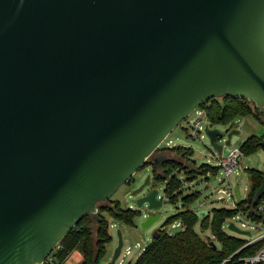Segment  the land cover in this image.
Here are the masks:
<instances>
[{
    "label": "water",
    "instance_id": "95a60500",
    "mask_svg": "<svg viewBox=\"0 0 264 264\" xmlns=\"http://www.w3.org/2000/svg\"><path fill=\"white\" fill-rule=\"evenodd\" d=\"M225 95L264 111V0H0V264H43L83 216L94 226L100 202L159 168L170 132ZM204 132L220 155L217 137L238 130ZM263 194L264 174L250 208Z\"/></svg>",
    "mask_w": 264,
    "mask_h": 264
},
{
    "label": "trees",
    "instance_id": "16d2710c",
    "mask_svg": "<svg viewBox=\"0 0 264 264\" xmlns=\"http://www.w3.org/2000/svg\"><path fill=\"white\" fill-rule=\"evenodd\" d=\"M199 108L205 111L210 125L228 124L234 118L245 115L254 116L264 125V111L257 110L254 103L246 99L231 98L226 95L213 96L202 102ZM262 139L264 135L248 136L240 146L243 154L262 148L260 144ZM157 150L166 153L170 159L158 169L152 166L151 178L157 182H164L165 197L174 203L180 199L182 209L166 219L165 225L171 227L158 229L157 237L152 236L150 243L144 246L133 264H242L241 258L254 255L264 244V239L249 244L248 239L228 234L223 225L226 219H232L246 211L253 219L261 220L260 214L249 205L261 183L264 171L249 170L251 186L246 199L236 200L231 208H213L207 211L206 215L201 214L202 218L199 219L200 216L195 215L196 210L190 208L199 193L186 192L183 186L195 175L206 174L210 167L205 164L196 167L191 149L184 146H162ZM133 178L134 176L126 184L130 185ZM104 213L111 219L127 225H132L140 215L137 209L121 207L118 200L110 198L100 202V218L94 226L89 216L85 215L60 241L59 248L53 253L57 263L63 264L69 252L78 248L82 255L81 264H102L106 245L112 239L109 232L110 223ZM199 220L201 229H209L212 238H204L196 232L194 226ZM175 223H179L181 230L171 233L169 230ZM211 242H214L215 246Z\"/></svg>",
    "mask_w": 264,
    "mask_h": 264
},
{
    "label": "rangeland",
    "instance_id": "374dc122",
    "mask_svg": "<svg viewBox=\"0 0 264 264\" xmlns=\"http://www.w3.org/2000/svg\"><path fill=\"white\" fill-rule=\"evenodd\" d=\"M201 108H197L186 119H183L162 142L161 146L173 147L184 146L190 148L195 161L196 167H200L203 164L210 167L209 171L202 175H195L190 181L184 183L186 192L196 191L199 196L191 203L190 208L196 211H211L213 208L226 207L231 208L236 201L235 187L238 188L240 199H246L250 186L251 178L249 174L250 169L264 171V148H257L253 151L243 154L239 158V164L236 170L230 174L228 180L233 189L234 197H227L224 195L223 200H219L218 197L222 195L218 192L219 188H226L224 182L221 180L223 177V170L220 167V158L225 157L232 147H240L248 136L264 135V125L261 124L254 116L245 115L234 118L228 124H213L206 119L205 115H199ZM201 119V134L202 138L195 137L193 135V122L197 119ZM209 126L211 128L219 129L225 133L230 130H238V133L233 134L230 139V144H225V137H219L216 141L221 144L222 153L219 155L214 150L209 142L208 137L204 132V127ZM218 168L213 170L211 168ZM153 167L150 164H146L140 168L133 176V181L130 185L123 184L112 196L111 199L118 200L119 204L123 208L139 209L136 204L138 196L143 194L147 189L155 188L158 190L157 198L161 200V204L152 210H140V215L136 217L132 225H127L115 221L108 217L106 213L104 216L109 220L110 228L109 232L112 237L111 241L106 245V254L102 260V264H107L111 259L114 248L118 242L117 231L119 230L122 236V254L118 259L123 260V264H133L137 256L141 252V247L150 243L154 232L158 229H169L170 225H165L167 218L173 216L179 210L182 209L181 200L178 199L175 203L167 199L164 195L165 183L157 182L150 178V184L146 185L141 193L135 196L131 195V191L139 186L148 174H152ZM183 175H180L182 179ZM145 208V207H144ZM158 214L159 218L153 222L147 228H142L141 223L145 220L148 214ZM146 214V216H144ZM248 211L244 215L240 214L233 219H226L224 222V230L231 235L242 237L248 240H252L264 233V221H257V226L251 228L252 225L248 218ZM264 215V214H263ZM200 216L199 219H201ZM229 223H233L236 227L244 231H250V235H240L228 228ZM244 223V226L241 224ZM194 229L204 238H212L211 231L209 229L202 230L200 227V220L195 224ZM138 244V245H137ZM130 248V252L126 254V248ZM82 255L78 248H74L69 252L68 256L64 260L63 264H81ZM119 261V260H117Z\"/></svg>",
    "mask_w": 264,
    "mask_h": 264
},
{
    "label": "built area",
    "instance_id": "2783aa9c",
    "mask_svg": "<svg viewBox=\"0 0 264 264\" xmlns=\"http://www.w3.org/2000/svg\"><path fill=\"white\" fill-rule=\"evenodd\" d=\"M200 113L205 115V111L203 109H201V111H199V115H201ZM205 117H206V115H205ZM200 123H201V119L197 118L192 124L193 125V135L195 137H198V138L203 137V134H201ZM242 155H243V151L241 150V148L234 146V147H232V149L228 152V154L225 157L220 158V161H219L220 164L219 165H220L221 169L223 170V177L221 180L224 182L226 188H219L218 192L222 194L218 197L219 200H223L224 195H226L228 198L234 197V192H233L232 187L229 184L228 178H229L230 174L236 170V168L239 164V158H241ZM234 205H235V201H234ZM251 209H255V212L260 214L262 221H264V215H263L264 214V194L258 199V201L254 205V207ZM239 215L240 214H237L234 217L236 218ZM242 215H244V213H242ZM248 218H249L250 223L252 224L250 226L251 228H254L255 226H257V220L253 219L250 215H248ZM178 225H179V223H178ZM241 225L244 226V223H242ZM176 226H177L176 223L172 225V227H176ZM262 239H264V233L262 235L256 237V238L252 239V240H249V244H251L255 241L262 240ZM58 248H59V244L49 253V255L45 258L43 264H45V263L59 264L55 261L54 255H53V253ZM143 248L144 247H141L142 250H143ZM129 252H130V248L128 247V248H126V254H128ZM121 254H122V247H121L120 253H119L118 257L116 258L114 264H123V260L118 259L121 256ZM117 260H119V261H117ZM241 261H242V264H257V263H263L264 264V244L254 255L249 256V257H243V258H241Z\"/></svg>",
    "mask_w": 264,
    "mask_h": 264
},
{
    "label": "flooded vegetation",
    "instance_id": "af4514ba",
    "mask_svg": "<svg viewBox=\"0 0 264 264\" xmlns=\"http://www.w3.org/2000/svg\"><path fill=\"white\" fill-rule=\"evenodd\" d=\"M160 147H162V146H160ZM154 154L160 156V157L158 156V158H156V162H160V161L162 160V162H161V166L164 164V162H166V161H168V160L170 159V157H169L166 153H164V152H162V151H159V150H156ZM164 158H168V160L163 161ZM151 166H153V165H151ZM161 166H160V167H161ZM160 167H159V168H160ZM157 169H158V168H157Z\"/></svg>",
    "mask_w": 264,
    "mask_h": 264
},
{
    "label": "crops",
    "instance_id": "0c3cea01",
    "mask_svg": "<svg viewBox=\"0 0 264 264\" xmlns=\"http://www.w3.org/2000/svg\"><path fill=\"white\" fill-rule=\"evenodd\" d=\"M176 225H178V223H176Z\"/></svg>",
    "mask_w": 264,
    "mask_h": 264
}]
</instances>
